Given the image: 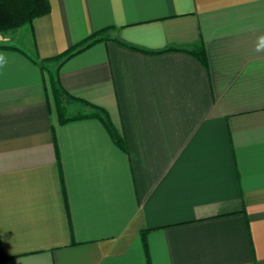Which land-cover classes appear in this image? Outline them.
<instances>
[{"label": "crops", "instance_id": "0c3cea01", "mask_svg": "<svg viewBox=\"0 0 264 264\" xmlns=\"http://www.w3.org/2000/svg\"><path fill=\"white\" fill-rule=\"evenodd\" d=\"M48 1L0 33V264H264V0Z\"/></svg>", "mask_w": 264, "mask_h": 264}, {"label": "trees", "instance_id": "16d2710c", "mask_svg": "<svg viewBox=\"0 0 264 264\" xmlns=\"http://www.w3.org/2000/svg\"><path fill=\"white\" fill-rule=\"evenodd\" d=\"M48 12H49L48 0H0V33L13 30L15 28L24 25H28L31 27L33 21L37 17L42 16ZM106 30L107 28H103L93 32L83 41L71 46L62 54L53 58L46 59L44 60V62L52 61L55 59H62L61 61H64L69 57H71L72 55L76 54L77 52L82 51L85 48L91 46L95 42L110 39L109 37L104 36ZM112 40L119 42L120 44H125L118 39H112ZM0 47L7 48L6 46L3 45H0ZM166 50H180V51L188 52L193 56H195L203 65L206 66L207 64L204 45L201 40H199L197 43L187 48H169ZM32 60L35 63H37L42 70L45 71L47 70L44 64L39 63V61L35 59ZM52 83L53 82H51V87L54 94L56 110L58 113V118L60 123H65L70 120H75L79 118H87V117L95 118L99 120L102 123V125L105 127L114 144L117 145L124 152L126 153L128 152L125 140L122 137H120V135L116 132L115 128L112 126L111 122L109 121L108 114L105 110L87 101L67 95V93L63 90L61 91V94L58 95L57 91L60 87L56 88L52 85ZM64 96H67L69 99L74 100L76 102V110L73 111L72 113H69L67 106L63 101ZM144 234H145L144 231L141 232V238L143 240V243H144Z\"/></svg>", "mask_w": 264, "mask_h": 264}]
</instances>
